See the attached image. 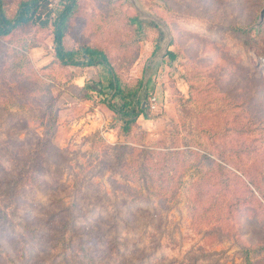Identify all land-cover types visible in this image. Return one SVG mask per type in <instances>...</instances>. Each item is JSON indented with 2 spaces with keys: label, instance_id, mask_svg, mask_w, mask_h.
<instances>
[{
  "label": "rangeland",
  "instance_id": "374dc122",
  "mask_svg": "<svg viewBox=\"0 0 264 264\" xmlns=\"http://www.w3.org/2000/svg\"><path fill=\"white\" fill-rule=\"evenodd\" d=\"M77 5L64 48L147 117L124 134L52 26L0 39V264H264V0Z\"/></svg>",
  "mask_w": 264,
  "mask_h": 264
},
{
  "label": "trees",
  "instance_id": "16d2710c",
  "mask_svg": "<svg viewBox=\"0 0 264 264\" xmlns=\"http://www.w3.org/2000/svg\"><path fill=\"white\" fill-rule=\"evenodd\" d=\"M56 2L58 4L55 6ZM77 2L78 0H24L19 2L13 17L10 18L4 9L3 0H0V39L28 25L52 26L55 58L61 66L75 68L101 67L103 69L105 73L103 80L105 81L98 83L99 87L96 92L104 97V102L108 108L122 122V132L127 134L139 117L142 116L144 119L147 117L145 114L146 109L142 107L138 96L139 88L133 89L122 84L104 52L89 47L69 51L63 46L68 21L78 7ZM115 100H119L120 104H116ZM37 141L40 146L46 144L43 139H37ZM47 143L49 144L48 141ZM14 155L16 156L14 163L18 169L15 179L17 183L20 178H24V176L21 177L24 167L21 169L16 153ZM28 164L26 163L25 167L27 166L29 169ZM26 174H29V171ZM38 176L40 177V175ZM16 183L13 182V186Z\"/></svg>",
  "mask_w": 264,
  "mask_h": 264
},
{
  "label": "water",
  "instance_id": "95a60500",
  "mask_svg": "<svg viewBox=\"0 0 264 264\" xmlns=\"http://www.w3.org/2000/svg\"><path fill=\"white\" fill-rule=\"evenodd\" d=\"M263 6H264V5H263ZM263 13H264V7H263V9H262V11H261V14H260L261 17L263 16Z\"/></svg>",
  "mask_w": 264,
  "mask_h": 264
},
{
  "label": "built area",
  "instance_id": "2783aa9c",
  "mask_svg": "<svg viewBox=\"0 0 264 264\" xmlns=\"http://www.w3.org/2000/svg\"><path fill=\"white\" fill-rule=\"evenodd\" d=\"M153 101H154V99H153ZM154 106V105H153Z\"/></svg>",
  "mask_w": 264,
  "mask_h": 264
}]
</instances>
